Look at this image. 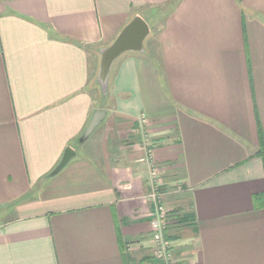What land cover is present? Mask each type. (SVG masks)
Here are the masks:
<instances>
[{
  "label": "crops",
  "instance_id": "1",
  "mask_svg": "<svg viewBox=\"0 0 264 264\" xmlns=\"http://www.w3.org/2000/svg\"><path fill=\"white\" fill-rule=\"evenodd\" d=\"M153 168L172 264H264V0H0V264H166Z\"/></svg>",
  "mask_w": 264,
  "mask_h": 264
},
{
  "label": "water",
  "instance_id": "2",
  "mask_svg": "<svg viewBox=\"0 0 264 264\" xmlns=\"http://www.w3.org/2000/svg\"><path fill=\"white\" fill-rule=\"evenodd\" d=\"M151 29L149 24L141 17L136 16L120 33L112 45L103 49L100 53V68L97 82L102 90L103 97L108 96L109 81L112 68L119 58L128 53H144V43L149 37ZM107 112L102 109L96 110L90 122L80 138L69 147L56 169L50 174L51 177L60 174L68 164L76 157V149L83 146L106 120Z\"/></svg>",
  "mask_w": 264,
  "mask_h": 264
},
{
  "label": "built area",
  "instance_id": "3",
  "mask_svg": "<svg viewBox=\"0 0 264 264\" xmlns=\"http://www.w3.org/2000/svg\"><path fill=\"white\" fill-rule=\"evenodd\" d=\"M152 156L153 151H149V157L152 158ZM149 188L148 199L153 205L151 228L154 254L157 259L165 261L166 264H172L169 244L164 238V232L167 227V212L162 205L160 176L155 168L150 171Z\"/></svg>",
  "mask_w": 264,
  "mask_h": 264
},
{
  "label": "rangeland",
  "instance_id": "4",
  "mask_svg": "<svg viewBox=\"0 0 264 264\" xmlns=\"http://www.w3.org/2000/svg\"><path fill=\"white\" fill-rule=\"evenodd\" d=\"M159 28H161V26H158L156 30L158 31ZM97 78H98V75H97ZM99 90H100L101 95L103 96L100 86H99Z\"/></svg>",
  "mask_w": 264,
  "mask_h": 264
},
{
  "label": "trees",
  "instance_id": "5",
  "mask_svg": "<svg viewBox=\"0 0 264 264\" xmlns=\"http://www.w3.org/2000/svg\"><path fill=\"white\" fill-rule=\"evenodd\" d=\"M46 178H50V175H48ZM188 218L187 217H185V219L184 220H187Z\"/></svg>",
  "mask_w": 264,
  "mask_h": 264
}]
</instances>
